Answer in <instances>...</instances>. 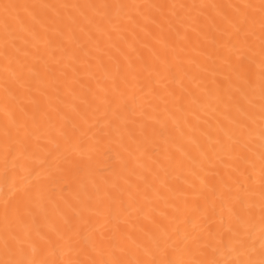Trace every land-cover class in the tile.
<instances>
[{
	"label": "snow or ice",
	"instance_id": "1",
	"mask_svg": "<svg viewBox=\"0 0 264 264\" xmlns=\"http://www.w3.org/2000/svg\"><path fill=\"white\" fill-rule=\"evenodd\" d=\"M0 264H264V0H0Z\"/></svg>",
	"mask_w": 264,
	"mask_h": 264
}]
</instances>
